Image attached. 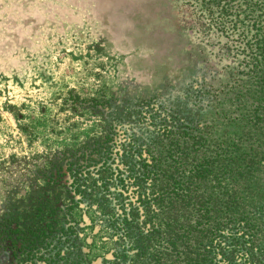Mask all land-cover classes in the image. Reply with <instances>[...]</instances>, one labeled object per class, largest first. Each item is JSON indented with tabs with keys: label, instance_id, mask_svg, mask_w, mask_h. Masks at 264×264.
<instances>
[{
	"label": "rangeland",
	"instance_id": "rangeland-1",
	"mask_svg": "<svg viewBox=\"0 0 264 264\" xmlns=\"http://www.w3.org/2000/svg\"><path fill=\"white\" fill-rule=\"evenodd\" d=\"M263 24L258 0H0V220L17 199L41 194L62 152L114 126L147 133L137 111L153 105L210 123L259 161L264 142L252 135L264 120L247 123L237 95L253 84L246 100H259L248 73ZM258 165L240 186L253 212L264 208ZM74 217L73 237H95L96 253L116 245L85 227L81 209ZM16 237L0 232V264H20Z\"/></svg>",
	"mask_w": 264,
	"mask_h": 264
},
{
	"label": "trees",
	"instance_id": "trees-1",
	"mask_svg": "<svg viewBox=\"0 0 264 264\" xmlns=\"http://www.w3.org/2000/svg\"><path fill=\"white\" fill-rule=\"evenodd\" d=\"M258 4L264 7V0ZM252 49L248 74L259 100H246L248 91L251 97L256 91L253 84H245L237 99L251 110L247 123L259 125L264 120L260 31ZM235 82L240 85L241 79ZM137 113L147 133L137 137L114 126L62 152L41 194L7 207L0 232L17 235L20 264H264V208L247 209L240 187H248L258 164L264 165V153L257 161L255 149L242 152L239 143L214 135L210 123L192 124L167 106ZM262 128L261 137L252 135L259 142ZM76 208L84 212L85 227L111 233L112 249L96 253L95 237H73L79 229Z\"/></svg>",
	"mask_w": 264,
	"mask_h": 264
}]
</instances>
